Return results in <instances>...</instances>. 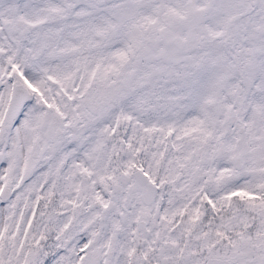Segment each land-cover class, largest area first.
<instances>
[{"label": "snow or ice", "instance_id": "obj_1", "mask_svg": "<svg viewBox=\"0 0 264 264\" xmlns=\"http://www.w3.org/2000/svg\"><path fill=\"white\" fill-rule=\"evenodd\" d=\"M0 264H264V0H0Z\"/></svg>", "mask_w": 264, "mask_h": 264}]
</instances>
